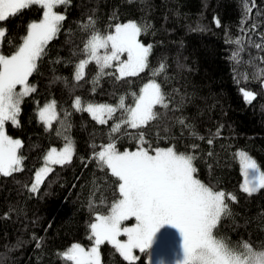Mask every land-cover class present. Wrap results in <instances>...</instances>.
<instances>
[{
  "label": "trees",
  "instance_id": "obj_1",
  "mask_svg": "<svg viewBox=\"0 0 264 264\" xmlns=\"http://www.w3.org/2000/svg\"><path fill=\"white\" fill-rule=\"evenodd\" d=\"M243 2L68 0L57 7L56 11L66 19L61 31L49 42L47 55L37 62V71L29 77L36 91L21 103L18 126L6 124L8 135L22 141L19 155L24 159L22 171L8 177L0 175V264H72L59 253L74 242L84 247L92 244L87 239L89 224L94 222L95 215L107 214V205L118 198L114 195L115 178L109 170L101 171L92 159L93 153L110 141V133L111 137H119L116 144L120 151L137 148L132 136L138 130L127 128L132 135H124L125 126L121 125V132L113 133L114 124L120 123L121 110L106 124H100L87 111L76 110L73 101L79 97L83 106L118 104L123 96L125 105L134 107L131 94L138 95L150 80L161 85L169 107L156 106L154 111L160 116L140 129L144 138L153 148L175 145L177 151L192 152L198 157L194 161L199 170L197 178L215 190L236 195L237 201L229 204L231 214L218 226V238L230 245L247 241L254 249H264V190L251 196L241 191L242 174L234 157L237 150H243L264 170V85L253 78L264 69L260 59L264 57V48L254 46L264 45V0H255V7L242 25ZM247 2L252 7V0ZM89 16L102 34H109L113 30L109 26L115 23L140 24L141 43L152 45L149 67L137 76L119 81L115 79L116 73L105 75L94 85L98 66L91 61L85 66L83 79L76 81V65L87 56L83 48L91 29L85 30L82 25ZM41 17L42 9L33 6L0 22L8 32L4 54L15 51L8 40L18 45L28 24ZM216 19L220 21L219 27ZM253 24L257 25L255 31ZM236 37H243L239 64L230 57L240 46L226 42ZM162 63L165 70L154 75ZM105 71L114 72L115 68ZM242 88L256 93L252 103L245 102ZM53 100L57 119L47 129L37 112ZM181 119L184 125L178 122ZM64 136L74 144L71 163L55 165L37 192H30L45 154L52 147H62ZM201 136L203 140L199 139ZM193 144L198 145L194 152ZM101 195L105 206H99ZM90 201L97 206L90 207ZM38 240L40 248L36 247ZM100 252L101 264H129L111 245H101ZM138 257L132 264H149L148 250L144 254L138 252Z\"/></svg>",
  "mask_w": 264,
  "mask_h": 264
},
{
  "label": "snow or ice",
  "instance_id": "obj_2",
  "mask_svg": "<svg viewBox=\"0 0 264 264\" xmlns=\"http://www.w3.org/2000/svg\"><path fill=\"white\" fill-rule=\"evenodd\" d=\"M67 2L68 0H0V22H6L33 6L42 9V18L28 24L26 34L19 38L21 42L18 45L8 40L15 48L11 54L6 55L3 52V43L8 32L6 28L0 27V174L5 177L22 171L24 159L22 155H18L22 141L8 135L6 124L18 126L21 103L36 91L35 86L29 83V77L37 71V62L47 55L49 42L61 31L62 22L66 17L56 9ZM254 7L255 0H252V7L244 0L242 25ZM215 23L217 27L220 26L218 19ZM95 25L96 21L92 16L82 25L83 29L91 30L83 48L88 58L81 60L76 66V81L83 79L85 66L91 61L98 66L94 85L105 75L113 76L118 73L115 79L119 81L137 76L149 67L148 58L152 45L141 43L139 37L143 28L140 24L136 21L115 23L109 26L113 29L109 34H102ZM251 27L255 31L257 25L253 24ZM197 30L203 29H193ZM226 42L240 46L239 51H233L230 57L239 64V52L244 50L243 37ZM254 46L257 49L264 48L262 44ZM124 54L127 56L126 60L121 59ZM260 59L264 61V57ZM113 61L117 62L115 71L106 72V69L113 68ZM165 67L162 63L154 70V75L163 72ZM262 76L264 69L258 70L253 78L260 80L264 85ZM247 79L245 76V80ZM241 92L245 102L249 104L256 98L253 91L242 88ZM131 95L134 98V107L126 106L123 96L116 106L88 104L86 108L81 107L79 97L75 99L76 110L87 111L100 124H106L113 118L114 113L121 110L120 123L114 124L111 132H121V125L125 126L122 133L124 135H132L126 131L127 128L137 129L132 136L137 142V148L120 151L116 144L119 137H111L110 133V141L102 145L98 152L93 153L92 159L96 160L101 171L107 169L115 178L117 192L114 195H118V198L107 205V214L95 215L94 222L89 224L90 235L87 239L92 242L91 247L86 249L79 242H74L59 255L72 264H101L100 248L101 245L107 244L132 264L139 258L134 252L146 253L155 234L164 225H171L182 235V259L176 264H264V249H254L247 241L230 245L216 234L221 220L231 214L229 204L237 201L236 195L226 193L222 189L215 190L214 186H209L197 178L199 170L194 161L198 157L192 152L177 151L175 145L153 148L144 138L145 133L140 129L160 116V113L154 111L156 106L165 109L169 107L161 85L155 80H150L143 85L138 95ZM55 107L56 102L53 100L39 109V120L48 128H51L52 120L57 119ZM178 122L184 125L182 119ZM68 127L70 128V125ZM57 135L61 133L58 132ZM216 135H220L219 129ZM199 139L203 140L204 137ZM64 140L61 149L52 147L47 152L44 157L45 166L36 171L35 180L28 189L30 192H37L45 176L54 171L52 166L71 163L74 145L69 137L64 136ZM208 143L212 144L213 140L209 139ZM197 148L198 145H192L193 152ZM209 155L211 156V153ZM234 157H238L245 177L240 186L241 191L251 196L264 190V171L258 162L243 150L234 153ZM105 204L106 201L101 195L99 206ZM96 206L90 201V207ZM133 220L135 223L131 226H122L125 222ZM36 247H41L39 240ZM148 257L149 264H152L150 253Z\"/></svg>",
  "mask_w": 264,
  "mask_h": 264
},
{
  "label": "rangeland",
  "instance_id": "obj_3",
  "mask_svg": "<svg viewBox=\"0 0 264 264\" xmlns=\"http://www.w3.org/2000/svg\"><path fill=\"white\" fill-rule=\"evenodd\" d=\"M42 18V17H41ZM1 27V26H0ZM147 46V45H146ZM101 54H103V50H101ZM125 57H123V55L121 56L122 60H126L127 56L126 54H124ZM88 57L86 56L85 58L81 59V60H85ZM80 60V61H81ZM79 61V62H80ZM79 62L77 63V65L79 64ZM94 62V61H93ZM117 62L113 61V68L115 66ZM76 65V66H77ZM85 70V69H84ZM75 74H76V68H75ZM118 75V73H116ZM148 83V82H147ZM157 83V82H156ZM19 86L17 88V91H19ZM46 102L44 105H42L40 108H43L46 104L50 103ZM75 105V100L73 101V106ZM93 105H97V104H93ZM106 105H112V106H116L118 104H106ZM75 107V106H74ZM81 107L86 108V106H83L81 103ZM39 108V109H40ZM38 109V112H39ZM37 112V114H38ZM55 113L57 116V109L55 107ZM90 116L91 114L88 113ZM92 117V116H91ZM93 118V117H92ZM38 119H39V115H38ZM56 120V119H55ZM55 120H52L51 124H53V122ZM97 121V120H96ZM42 122V121H41ZM43 123V122H42ZM44 124V123H43ZM44 126L46 127V125L44 124ZM47 129H50L48 127H46ZM14 139V138H13ZM70 139V138H69ZM71 140V139H70ZM72 141V140H71ZM74 145V144H73ZM64 146V145H63ZM62 146V147H63ZM62 147L57 148L58 150L61 149ZM136 149V148H135ZM133 149V150H135ZM238 151V150H237ZM236 151V152H237ZM47 154V153H46ZM45 154V156H46ZM74 154V153H73ZM18 155H19V150H18ZM251 156V155H250ZM252 157V156H251ZM238 159V157H237ZM239 162V159H238ZM240 165V164H239ZM45 166V161L43 159V163L41 164V166H39L37 168L36 171L40 170L41 168H43ZM55 166V165H54ZM52 166V167H54ZM262 170V169H261ZM240 171L242 174V181H241V185L244 183L245 177L243 175L242 169L240 167ZM264 171V170H262ZM36 173V172H35ZM1 175V174H0ZM35 180V175H34V179L33 182ZM32 182V183H33ZM240 185V186H241ZM135 221H130V222H125L124 225L122 226H131L132 224H134ZM121 239H126V237H121ZM91 245H89L88 247H85L86 249L91 247ZM150 253L151 255V261L152 264H160V262L162 261L163 264H176V262L180 259H182V235L180 234L179 230L176 229L175 227L171 226V225H164L154 236L153 238V242L152 245L150 247V249H148V254ZM134 255L138 256V252H134ZM148 263H149V257H148Z\"/></svg>",
  "mask_w": 264,
  "mask_h": 264
}]
</instances>
